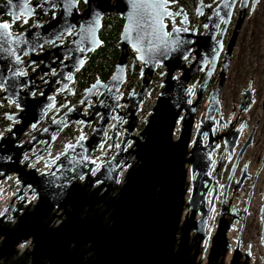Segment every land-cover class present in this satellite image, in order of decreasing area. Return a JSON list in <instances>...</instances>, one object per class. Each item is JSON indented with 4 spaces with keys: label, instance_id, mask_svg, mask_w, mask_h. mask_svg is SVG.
<instances>
[{
    "label": "water",
    "instance_id": "obj_1",
    "mask_svg": "<svg viewBox=\"0 0 264 264\" xmlns=\"http://www.w3.org/2000/svg\"><path fill=\"white\" fill-rule=\"evenodd\" d=\"M215 1L196 3L194 13L204 27L199 31L189 26L188 11L177 0L164 6L170 15L162 17V27L141 19L143 10L134 2L142 0H81V7L80 0H0V17L32 18L18 33L11 30V22L0 19V25L9 26L0 29L9 34L7 43L0 39V104L14 103L18 109L0 116V122L11 121L10 130L0 134V180L15 174L19 182L0 213V264H249L250 248L241 250V232L264 153L253 174L242 164L232 189L242 187L245 177H251V187L244 207H232L227 199L230 183L257 124L240 143L244 124H235L233 112L224 118L219 95L245 11L259 0ZM236 5L238 14L225 45ZM111 12L123 18L113 70L106 80L89 82L77 105L70 104L69 95L75 93L70 84L88 54L103 44L99 31ZM66 36L69 41L64 43ZM135 60L140 62V86L125 93L127 70H133ZM159 65L165 67L161 89L143 127L134 133ZM26 66H31L29 73L23 72ZM216 71L204 116L196 118ZM199 72L202 77H194ZM242 92L238 114L254 101L250 82ZM53 107L57 110L47 116ZM42 121L46 124L39 129ZM71 122L93 123L90 135L80 132L73 142H65L54 161L45 159L48 169L28 167L33 158L50 151L48 146ZM27 128L36 132L22 143ZM107 138L113 154L103 161L91 158ZM225 154L232 165L221 184L220 215L203 263L201 242L208 235L209 213L220 188L215 162ZM31 194L35 201L28 199ZM259 218L264 246V189ZM239 219L232 245L227 233Z\"/></svg>",
    "mask_w": 264,
    "mask_h": 264
},
{
    "label": "built area",
    "instance_id": "obj_2",
    "mask_svg": "<svg viewBox=\"0 0 264 264\" xmlns=\"http://www.w3.org/2000/svg\"><path fill=\"white\" fill-rule=\"evenodd\" d=\"M173 7L175 8L176 5H174ZM185 7H186L188 14H189V19H190L189 26L190 27L197 26L198 28L201 27V29L199 31H204V27L201 26V24H200L201 18L197 17L194 13V9H195L194 6H192V4H188ZM177 18H176V22L178 21ZM164 22H166L168 24V26L170 27V20L168 17L164 18ZM132 54L133 53L131 52L128 61L131 60ZM136 64H139V67H140V62L138 60H135L132 75H129L128 71H130V70L129 69L127 70V78L125 81V87L123 88L125 93H127L131 87H135V89H137L140 86L139 68H135ZM164 68L165 67L163 65H159L153 74L152 81L148 85L150 92L143 99V101L141 103V108L137 113L136 127L133 131L134 133H137L143 127V125H144V123H145V121L149 115V110L153 106L155 99L157 97V94H158V92L162 86L161 81L164 77V73H163ZM134 75H136L135 79L133 77ZM156 76L161 77V80L157 79ZM196 77H198V76H196ZM133 81H134V85H132ZM155 82H159L158 86L155 84ZM75 89L78 92L79 88L77 85H75ZM82 94L83 93H82V89H81V92L79 91L78 95L76 97L71 98V99L69 98L70 104L77 105V99ZM60 102L61 101H59L57 104H59ZM17 110L18 109L15 107L14 103L0 104V116L6 111L14 112ZM56 110H57V107L51 108L48 111L47 116H50ZM198 110L199 109L197 108L196 118L197 117L202 118L204 113L201 116H199ZM45 124H46V122L42 121V122L38 123L37 126L39 127V129H42ZM10 128H11V121L10 120H8V121L4 120V121L0 122V134H6L10 130ZM92 128H93V123H87L85 125L78 124L76 126L73 122H71L69 125L65 126L62 129V131L57 135V137L54 139V141H52L51 144L48 146V149L50 151L46 150L43 152V154L41 156H39V158H33L28 167L35 166L37 171H42V170L48 169L49 166L45 163L46 158H49L51 161H54V159L57 157V155L63 149L65 142H73L77 138L78 133H80V132L83 133L84 136L88 137L92 131ZM120 130L122 131V129H120ZM175 130L177 131V128H175ZM35 132L36 131H34L31 128H27L22 133L20 141L22 143L27 142L35 134ZM109 132H110V128L107 129L106 136L109 135ZM174 136H176V135H174ZM119 139L120 138H118V141H119ZM42 142L43 141H41L34 148L29 150L26 157H28L29 154H31L32 152L36 151L42 145ZM114 150H115V148L110 146V140H109V138H107V140L103 143V145L101 147H97L91 153L90 156H91V158H93L96 161H103L105 157H110L113 154ZM215 156H216V153H215ZM248 169H250L249 172L251 174H253L255 172V171L252 172V169L249 167H248ZM224 172H225L224 178H218L219 173L218 172L216 173V182L220 185V188H219V193L216 197L215 206L211 209V211L209 213L208 223L206 226V232L208 235L201 242V252L199 254V258H201L203 263L206 261V257H207V254H208V251H209V248L211 245V238L215 232L216 225H217L219 215H220L219 209H220L221 190H222L221 184L226 181V177L228 175V174H226L227 170L223 171V173ZM236 179H237V174L236 175L234 174L231 182L232 181L234 182ZM257 179L255 182H257ZM232 185L233 184L230 183V187H229L228 194H227V199L228 198L231 199V206L232 207H237L239 209H242L244 207V204L246 201V196L248 193V186L247 185H241L242 187L233 190ZM255 186H256V183L253 186V195L251 197V201H250V204L248 207V213L246 215V220L250 218V215L251 216L254 215L253 211L255 209H257L259 212V208H260V205L262 203V201H260L261 203L257 208H256V206H254L255 196H256L255 193L257 191V188L255 190ZM18 187H19V182L16 179L15 174H12V175H10V177L3 178L0 180V213H3L7 209V205L9 203V201L11 200V198L13 197V195H14V193ZM263 189H264V187L262 188V200H263ZM237 190L240 191L241 194L238 198H235L234 194ZM244 195H245V198H244ZM28 199L29 200L32 199L33 201H35L36 196L31 194L30 196H28ZM256 217L259 219V223H260L259 231L257 233H255L252 237L250 235H248V231L245 230V225H246V220H245V224H244L243 230L241 232V246H240V248L242 251H244L248 247L250 248L249 264H264V246L261 242V220L259 218V213H258V215L256 214ZM233 223H234L235 227L230 228L228 233H227L229 241L231 242L232 245L235 244L236 237L238 234V230H239L240 225H241V220L240 219L238 221L234 220ZM242 239L244 240V242H242ZM27 244H28V242L25 245L21 244L20 249H22ZM231 253H232V248L227 253V256H226L227 260L230 258Z\"/></svg>",
    "mask_w": 264,
    "mask_h": 264
},
{
    "label": "rangeland",
    "instance_id": "obj_3",
    "mask_svg": "<svg viewBox=\"0 0 264 264\" xmlns=\"http://www.w3.org/2000/svg\"><path fill=\"white\" fill-rule=\"evenodd\" d=\"M193 2L192 6L195 8L198 0ZM204 2H210L211 5L216 3L215 0H204ZM177 3L182 4L181 2ZM237 14L236 5L233 19L236 18ZM198 29L200 30L201 27ZM216 74L217 71L214 76H212L208 87L205 89L199 101L197 107L199 109V116H201L206 109L207 94L213 83V79L216 77ZM133 77L135 79L136 75ZM156 78L161 80V77L159 76H156ZM249 82L253 88L254 101L245 110L238 114V104L241 97L244 95L242 90L244 87L248 86ZM158 83L159 82H155L157 86ZM219 98L224 118L227 119L229 113L233 112L232 119L234 120L237 116L235 123L240 124L242 122L244 124L245 129L240 137V143L244 140L253 125L255 123L257 124L253 140L246 148L242 158L240 159V163H247L248 167L251 168L253 172L260 163L261 156L264 153V0H259L253 10H250L249 4L245 11V16L237 35L236 43L233 48L223 86L220 90ZM220 149L221 148L215 152L217 157H219ZM226 157L227 154L224 155L218 168V178H224L225 172L223 173V171L227 170V166L229 167L230 162L226 160ZM257 178L255 186V190L257 188V191L255 193L256 196L254 202V206H256V208L260 205V201H262V188L264 187V164ZM240 194L241 192L237 190L234 197L238 198ZM253 212L254 215H250V218L246 220L245 225V230L248 231V235L251 237L260 229L259 219L256 217V214L258 215L259 212L257 209ZM242 242H244L243 239Z\"/></svg>",
    "mask_w": 264,
    "mask_h": 264
},
{
    "label": "trees",
    "instance_id": "obj_4",
    "mask_svg": "<svg viewBox=\"0 0 264 264\" xmlns=\"http://www.w3.org/2000/svg\"><path fill=\"white\" fill-rule=\"evenodd\" d=\"M177 1L188 5L194 3L193 1L195 0ZM102 23L100 37L103 40V44L88 54L83 68L78 73L79 86L81 87L88 84L94 77H99L103 80L107 79L120 53L119 32L123 24V18L111 12L105 14ZM135 68H139V64H136ZM199 75H201L200 72L195 77Z\"/></svg>",
    "mask_w": 264,
    "mask_h": 264
},
{
    "label": "flooded vegetation",
    "instance_id": "obj_5",
    "mask_svg": "<svg viewBox=\"0 0 264 264\" xmlns=\"http://www.w3.org/2000/svg\"><path fill=\"white\" fill-rule=\"evenodd\" d=\"M81 6H84L82 3H81V0H80V7ZM35 8H37L36 6H35ZM112 13H114V12H112ZM107 14V13H106ZM234 15V14H233ZM47 17V14H45V15H41V18H40V20H43L44 18H46ZM23 18L24 17H20V18H18V19H14V20H12L11 21V19H10V17L9 16H6V15H4V16H1L0 17V19L1 20H4V19H6L8 22H11V24H10V28H11V30L14 32V33H18V32H20V31H22V30H24V29H26L31 23H32V18H28V20L26 21V22H24L23 21ZM104 18V17H103ZM103 22V21H102ZM234 23H235V18L233 19V17H232V21H231V23H230V25H229V28H228V31H227V33H226V36H225V39H224V43H225V45H226V41H227V39H228V37H229V34H230V32L232 31V26L234 25ZM103 24V23H102ZM102 27V26H101ZM100 30H101V28H100ZM99 34H100V31H99ZM102 39V38H101ZM63 41H64V43H67L68 41H69V36H66L64 39H63ZM133 53V52H132ZM133 55V54H132ZM131 55V56H132ZM223 56V54L221 55V57ZM86 62V61H85ZM84 66V65H83ZM30 68H31V66H26L25 68H24V70H23V72L24 73H29L30 72ZM83 68V67H82ZM81 68V69H82ZM81 69L80 70H78V71H76V73H75V79H74V81L70 84L72 87H74L75 88V85H77L78 86V88H79V90H78V92L80 91L81 92V89L83 88V87H85L86 85H88V84H86L85 86H83V87H81V86H79V77H78V73L81 71ZM128 73H129V75H132L133 74V70H130V71H128ZM201 73V72H200ZM199 77L201 78L202 77V73H201V75H199ZM96 77H94L91 81H93L94 79H95ZM106 80V79H105ZM214 80V79H213ZM90 81V82H91ZM125 84V83H124ZM132 85H134V81L132 82ZM197 86V85H196ZM78 92L76 91V89H75V93H73V94H70L69 95V98L71 99V98H74V97H76L77 95H78ZM122 106V105H121ZM115 120H114V118H113V113H112V115L110 116V122H114ZM248 134V133H247ZM254 136V135H253ZM245 139V138H244ZM224 157V156H223ZM218 158V157H217ZM223 159V158H222ZM221 162H222V160L218 163V168H219V166H220V164H221ZM230 162V164H229V167L227 166V172H226V174H228L229 173V170H230V167H231V165H232V160H230L229 161ZM218 168H217V172H218ZM226 168V167H225ZM237 170V171H236ZM236 170H235V175L237 174V179L239 178V176H240V174H241V172H242V163H239L238 164V166L236 167ZM249 170L250 169H248L247 171L249 172ZM216 172V173H217ZM261 172V171H260ZM259 172V173H260ZM259 176V175H258ZM234 180V179H233ZM235 183V181L233 182H231V184H234ZM256 183V182H255ZM254 183V184H255ZM242 185H247L248 186V191H249V189H250V187H251V177H245L244 179H243V181H242ZM253 195V194H252Z\"/></svg>",
    "mask_w": 264,
    "mask_h": 264
},
{
    "label": "snow or ice",
    "instance_id": "obj_6",
    "mask_svg": "<svg viewBox=\"0 0 264 264\" xmlns=\"http://www.w3.org/2000/svg\"><path fill=\"white\" fill-rule=\"evenodd\" d=\"M168 2L169 0H142L140 3L134 2V7L143 10L141 19L155 22L156 24L160 25V27H162V24L160 23L162 17L165 15H170V13L164 11V6ZM9 3H11V0H9ZM8 27L9 26L7 24L0 25V29L6 30ZM8 35L9 34L7 32H0V39H2L4 43H7ZM81 139H83V137H81ZM69 147L72 146L70 145Z\"/></svg>",
    "mask_w": 264,
    "mask_h": 264
},
{
    "label": "bare ground",
    "instance_id": "obj_7",
    "mask_svg": "<svg viewBox=\"0 0 264 264\" xmlns=\"http://www.w3.org/2000/svg\"><path fill=\"white\" fill-rule=\"evenodd\" d=\"M235 124H236V123H235ZM215 168H216V171H217L218 165H216V162H215ZM18 247L21 248V244H19Z\"/></svg>",
    "mask_w": 264,
    "mask_h": 264
}]
</instances>
